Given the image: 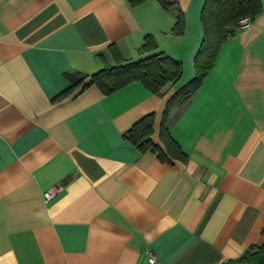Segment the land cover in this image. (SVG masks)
Returning a JSON list of instances; mask_svg holds the SVG:
<instances>
[{"label": "crops", "instance_id": "crops-1", "mask_svg": "<svg viewBox=\"0 0 264 264\" xmlns=\"http://www.w3.org/2000/svg\"><path fill=\"white\" fill-rule=\"evenodd\" d=\"M167 1L182 34L157 0H0V264H227L264 243V0L170 110L186 162L123 136L154 112L164 147L167 100L195 74L204 0ZM147 34L158 48L141 49ZM111 44L123 61L163 50L182 75L158 93L72 87L116 63Z\"/></svg>", "mask_w": 264, "mask_h": 264}, {"label": "trees", "instance_id": "trees-1", "mask_svg": "<svg viewBox=\"0 0 264 264\" xmlns=\"http://www.w3.org/2000/svg\"><path fill=\"white\" fill-rule=\"evenodd\" d=\"M144 1L146 0H128L131 5H137ZM157 1L163 8L175 15L176 20L172 30L176 34H182L185 29V14L181 6L167 0ZM261 9V0H204L201 9L203 38L194 57L195 74L167 100L159 131V137L164 147L155 143L151 138L155 120L154 112L147 113L135 121L124 132V138L141 152L151 150L163 160L179 159L186 162L188 154L182 149L168 127L170 110L174 106L186 104L200 88L203 80L213 68L224 41L233 36L241 27L240 20L243 18L253 19ZM156 48H158L156 39L152 34H147L141 49L148 51ZM110 50L116 60L115 64L106 65L88 76L78 73L70 74L72 87L82 85V89H84L95 84L103 93L109 94L132 81H141L148 89L158 93L168 82L176 81L182 75V63L163 50H156L132 61H123L115 44L110 45ZM87 78L89 79L86 81ZM226 263L264 264V243L251 245L239 257L229 259Z\"/></svg>", "mask_w": 264, "mask_h": 264}, {"label": "built area", "instance_id": "built-area-1", "mask_svg": "<svg viewBox=\"0 0 264 264\" xmlns=\"http://www.w3.org/2000/svg\"><path fill=\"white\" fill-rule=\"evenodd\" d=\"M250 21H251L250 18H243V19L240 20V24H241V26H243V25H247V24L250 23ZM55 192H56V188L48 189V190H46V191L44 192V196H45L46 199H49V198H51V197L53 196V194H54ZM149 260L153 263V262L156 261V258H155L154 255H151L150 258H149Z\"/></svg>", "mask_w": 264, "mask_h": 264}]
</instances>
